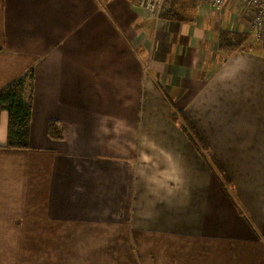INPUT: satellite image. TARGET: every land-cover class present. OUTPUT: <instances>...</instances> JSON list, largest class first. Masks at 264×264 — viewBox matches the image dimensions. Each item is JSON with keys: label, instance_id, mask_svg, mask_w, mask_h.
Listing matches in <instances>:
<instances>
[{"label": "crops", "instance_id": "crops-1", "mask_svg": "<svg viewBox=\"0 0 264 264\" xmlns=\"http://www.w3.org/2000/svg\"><path fill=\"white\" fill-rule=\"evenodd\" d=\"M164 9L0 0V92L35 74L30 148L1 115L0 264H264V47L237 1Z\"/></svg>", "mask_w": 264, "mask_h": 264}, {"label": "trees", "instance_id": "trees-1", "mask_svg": "<svg viewBox=\"0 0 264 264\" xmlns=\"http://www.w3.org/2000/svg\"><path fill=\"white\" fill-rule=\"evenodd\" d=\"M167 11L161 14L165 17ZM246 37L230 32H221L219 37V49L224 51H238L244 45ZM35 74L34 70L25 73L20 79L13 82L0 92V122L3 112L8 117V147L14 149L30 148V128L33 111ZM187 121V127L199 135ZM48 134L51 138H64V132L59 121L53 120L48 124ZM200 141V140H199ZM202 144V142H200Z\"/></svg>", "mask_w": 264, "mask_h": 264}, {"label": "built area", "instance_id": "built-area-1", "mask_svg": "<svg viewBox=\"0 0 264 264\" xmlns=\"http://www.w3.org/2000/svg\"><path fill=\"white\" fill-rule=\"evenodd\" d=\"M167 0H137L138 5L149 17L159 19ZM207 5L213 11H220L227 5L228 1H237L244 13H249L250 22L247 34L255 37L257 42L264 47V0H198Z\"/></svg>", "mask_w": 264, "mask_h": 264}]
</instances>
